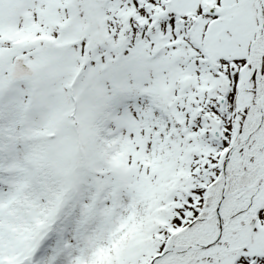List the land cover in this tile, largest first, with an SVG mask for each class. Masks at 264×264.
<instances>
[{
	"label": "snow or ice",
	"instance_id": "obj_1",
	"mask_svg": "<svg viewBox=\"0 0 264 264\" xmlns=\"http://www.w3.org/2000/svg\"><path fill=\"white\" fill-rule=\"evenodd\" d=\"M0 264H264V0H0Z\"/></svg>",
	"mask_w": 264,
	"mask_h": 264
}]
</instances>
